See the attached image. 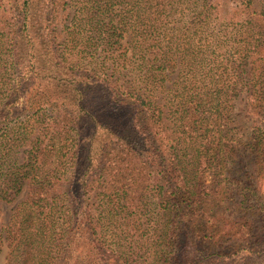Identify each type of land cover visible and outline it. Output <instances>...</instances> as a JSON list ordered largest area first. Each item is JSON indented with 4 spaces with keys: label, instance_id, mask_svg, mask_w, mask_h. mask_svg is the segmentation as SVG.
Returning a JSON list of instances; mask_svg holds the SVG:
<instances>
[{
    "label": "trees",
    "instance_id": "1",
    "mask_svg": "<svg viewBox=\"0 0 264 264\" xmlns=\"http://www.w3.org/2000/svg\"><path fill=\"white\" fill-rule=\"evenodd\" d=\"M253 118L264 119V0H0V205H16L7 264H93L102 221L144 212L151 181L153 264H177L183 231L207 263L231 254L209 253L220 243L235 259L264 255V205L230 177L255 179L264 199ZM97 241V264L139 255Z\"/></svg>",
    "mask_w": 264,
    "mask_h": 264
},
{
    "label": "rangeland",
    "instance_id": "2",
    "mask_svg": "<svg viewBox=\"0 0 264 264\" xmlns=\"http://www.w3.org/2000/svg\"><path fill=\"white\" fill-rule=\"evenodd\" d=\"M68 1L70 3L72 2V0H68ZM72 10L73 9H71V11H68V13L71 14ZM30 74L31 73L27 74L26 76L27 78L25 79L24 82L27 83ZM25 95L26 93L24 92L19 94V98L17 99L16 104H14V107L9 108L11 112L14 111L12 112L14 115L23 113V110L25 107L24 106L25 105L24 104ZM251 121H255V124L264 128V119L253 118V120ZM238 166L239 167H237L236 170L241 171L243 174H249V176L254 174L255 169H254L253 164H238ZM206 167L209 168L210 166L206 165ZM212 167H214V164L210 168ZM214 174H215L214 170H209L206 173L207 184L212 182ZM231 176L236 179H239V181H242V183L238 185L240 186L241 189L251 187L252 189L255 190V194L259 200H254V201L256 203L259 202V208L262 207V204L264 205V199H260L261 186L256 184L255 179H251V178L249 180L241 179V175H239L237 171L235 172V169L231 170L230 177ZM147 184H148V189L150 190L147 193V199L149 198L150 199L146 201V204H148V207L147 209L144 210V212H137V213H132V214L129 213V215H127V213L125 212L127 210H124L121 216V219L119 220L114 219L116 221L115 222L111 221L110 223L105 222V220L102 221V223H104L103 225L104 231L100 232L99 231L100 229H98L91 239V245H88V247L91 246L92 248L91 252L89 253V256H91L90 260L91 262H93V264H97L100 258L96 247H97V244H99L97 240H99L101 235H103L107 240H109V243L111 244L112 248L115 247L114 243H119L122 247L121 250H124V249L131 250V251L133 250L136 253H138L139 255L137 257L134 256L130 259V261H132L134 264L135 262H141L145 258V256L148 258V264L154 263L156 259H152V258H154L155 252L159 251L160 249L156 247L157 245L156 229L158 228L157 214H158L159 208H157L154 205L157 202V196H155V194L152 192L156 184L154 181H151ZM255 187L258 188L260 192H258L255 189ZM263 190L264 188L262 186V192L264 193ZM23 200L24 198L19 201L21 202ZM19 201L17 203H19ZM15 206L16 205H2V204L0 205V237L2 238V243H3V247L1 249L2 251L0 253V264H7L9 249H8V243L6 242V239H5L6 237L5 231H6V228L9 222H11L12 216L15 212ZM222 214H224V217L227 220H235L236 218V215H234L232 210L227 211V212H222ZM94 218H95L94 223L95 222L97 223L98 216L95 215ZM161 222L164 224L163 221ZM256 223H257L256 225L257 230L255 231L254 240L260 239L262 235L264 236V224H260L258 219H256ZM161 228L163 229L162 224H161ZM185 235H186V232L183 231L181 235V239L179 240V247L177 249V256H178L177 264H212L211 262L207 263L208 259H205L202 256V251L207 252L206 245H200L199 243H195L192 246L191 242L184 239ZM79 245H80V241L78 242L77 247ZM227 247H228L227 243H220L219 245L215 246L214 252L209 251V253H212V254H215V252L216 253L225 252L228 254L231 253L226 258L225 257L219 258L215 264H264V255L258 254V253H261L260 251H258V249L255 251L256 254L255 252L254 254L253 253H249V254L243 253L240 256H236V259H235L236 251H234L233 248L227 251L226 249ZM242 256H244V259H241ZM106 263L114 264L113 260L109 262L107 261Z\"/></svg>",
    "mask_w": 264,
    "mask_h": 264
}]
</instances>
